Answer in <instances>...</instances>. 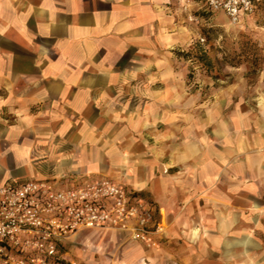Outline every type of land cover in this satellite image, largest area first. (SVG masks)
<instances>
[{
  "label": "crops",
  "instance_id": "obj_1",
  "mask_svg": "<svg viewBox=\"0 0 264 264\" xmlns=\"http://www.w3.org/2000/svg\"><path fill=\"white\" fill-rule=\"evenodd\" d=\"M174 5L172 0H0V186L62 175L106 177L164 212L158 250L148 251L154 259L161 262L166 254L175 261L216 264L223 261L217 259L221 247L225 257L228 248L240 256L225 262L262 264L264 226L258 218L248 224L247 202L237 209L226 199L237 191L247 198L249 176L264 173V154L254 163L242 158L241 140L238 171L233 174L230 162L226 175L225 218L220 225L208 218L192 226L190 214L200 201L195 196L200 187L207 190L210 176L192 172L184 182L160 174L150 151L130 141L146 119L161 117L160 107L153 110L145 99H156L146 89L150 80L136 75L150 67L152 57L179 45ZM204 204L201 212L208 216L215 202ZM237 215L238 223L232 222ZM251 243L255 252L248 249Z\"/></svg>",
  "mask_w": 264,
  "mask_h": 264
},
{
  "label": "rangeland",
  "instance_id": "obj_2",
  "mask_svg": "<svg viewBox=\"0 0 264 264\" xmlns=\"http://www.w3.org/2000/svg\"><path fill=\"white\" fill-rule=\"evenodd\" d=\"M172 1L176 3L173 8H178L179 45L152 57V63L147 62L150 67L136 75L150 80L152 85L146 89L156 99L153 95L145 99L153 110L160 107L161 117L146 119L145 128L130 141L141 142L150 151L161 165L160 174L179 176L187 182L192 172L199 178L207 173L211 184L207 190L200 187L195 196L194 200L200 201L190 214L192 226L208 218L220 225L226 215L223 200L228 197L224 193L228 166L233 164L235 175L241 140L246 144L242 158L254 163L264 154V5L252 17L234 24L222 13L209 10L206 0ZM160 97L164 99L161 104ZM258 172L247 180V198L237 191L226 200L237 209L247 202L248 224L253 225L258 218L264 226V173ZM140 195L145 198V191ZM206 200L215 202L208 216L201 212ZM156 210L154 223L162 232L155 246L138 243L121 231H83L57 248V261L8 264H203L184 261L185 257L175 261L166 254L160 262L150 256L148 251L158 250L166 230L164 212ZM239 219L237 215L232 222ZM259 233L264 241V229ZM232 249H227L225 257L223 249L217 247V259L223 261L216 264H249L225 262L224 258L240 259L234 252L237 249ZM248 249L255 252L257 248L251 243Z\"/></svg>",
  "mask_w": 264,
  "mask_h": 264
},
{
  "label": "built area",
  "instance_id": "obj_3",
  "mask_svg": "<svg viewBox=\"0 0 264 264\" xmlns=\"http://www.w3.org/2000/svg\"><path fill=\"white\" fill-rule=\"evenodd\" d=\"M264 0H206L237 24ZM151 205L106 177L62 175L0 186V264L54 262L58 249L83 231H121L155 246L162 232Z\"/></svg>",
  "mask_w": 264,
  "mask_h": 264
}]
</instances>
